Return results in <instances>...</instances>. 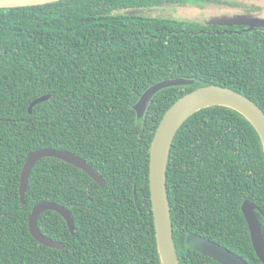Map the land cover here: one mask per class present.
I'll return each mask as SVG.
<instances>
[{
  "label": "trees",
  "instance_id": "1",
  "mask_svg": "<svg viewBox=\"0 0 264 264\" xmlns=\"http://www.w3.org/2000/svg\"><path fill=\"white\" fill-rule=\"evenodd\" d=\"M202 1L60 0L0 8V264H160L149 163L167 109L187 92L219 84L264 110V29L192 33L196 24L162 14ZM135 8L153 12L126 13ZM174 77L196 83L161 90L138 118L133 106L145 89ZM49 93L30 113L31 102ZM46 147L77 153L105 185L45 157L30 173L23 204L24 162ZM167 189L181 264H221L187 248L188 233L262 264L241 205L249 199L264 211V152L244 116L225 106L191 115L173 142ZM44 200L73 216L74 234L58 212L38 218L42 233L63 249L39 243L29 230L32 208Z\"/></svg>",
  "mask_w": 264,
  "mask_h": 264
},
{
  "label": "water",
  "instance_id": "2",
  "mask_svg": "<svg viewBox=\"0 0 264 264\" xmlns=\"http://www.w3.org/2000/svg\"><path fill=\"white\" fill-rule=\"evenodd\" d=\"M56 1L60 0H0V8L43 5ZM149 11L151 10L147 8H135L128 10L126 13L134 15ZM222 24H244L250 28L264 27V19L255 20L248 16H240L223 21ZM195 83L196 80L194 78L174 77L166 78L150 85L133 106L137 117L143 118L152 98L161 90L173 86L193 85ZM50 97L51 94L49 93L34 99L29 106V112L32 113L35 105ZM210 106H225L244 116L257 131L264 152V110L254 100L235 89L219 84L200 86L182 95L167 109L155 131L150 146L149 163L150 195L160 264H181L173 236L171 206L167 189V169L173 142L179 129L191 115ZM45 157H55L73 164L86 172L100 186L105 185L102 173L77 153L52 147L41 148L27 155L21 170L19 189L20 199L23 204L26 203L30 173L37 162ZM257 209L259 207L249 199L244 200L241 205L254 251L262 264H264V232L256 212ZM48 210L61 214L70 232L72 234L75 233V223L71 212L64 205L47 200L38 202L33 206L28 219L29 230L39 243L50 248L63 249L65 245L62 242L43 234L39 228L38 218L43 212ZM259 211L264 217V211L261 209ZM185 245L187 248L207 255L221 264H250L226 246L195 233L187 234Z\"/></svg>",
  "mask_w": 264,
  "mask_h": 264
},
{
  "label": "flooded vegetation",
  "instance_id": "3",
  "mask_svg": "<svg viewBox=\"0 0 264 264\" xmlns=\"http://www.w3.org/2000/svg\"><path fill=\"white\" fill-rule=\"evenodd\" d=\"M184 8H189L192 14L189 12L185 15L172 17L196 24L197 28L187 30L192 33H242L254 29H264V27L250 28L244 24H222L223 21L243 15L264 19V0H203L202 3L177 4L170 9L181 11ZM166 10H169V8ZM151 11L153 12V10ZM181 29L186 32L185 28Z\"/></svg>",
  "mask_w": 264,
  "mask_h": 264
},
{
  "label": "rangeland",
  "instance_id": "4",
  "mask_svg": "<svg viewBox=\"0 0 264 264\" xmlns=\"http://www.w3.org/2000/svg\"><path fill=\"white\" fill-rule=\"evenodd\" d=\"M189 12L191 13V10L189 8L181 9V11H176L174 9H169V10H164L162 12V14L169 15V16H175V15H185V14H188ZM243 16H245V15H243ZM250 18L255 19V20L256 19H262V18H257V17H253V16H251Z\"/></svg>",
  "mask_w": 264,
  "mask_h": 264
}]
</instances>
